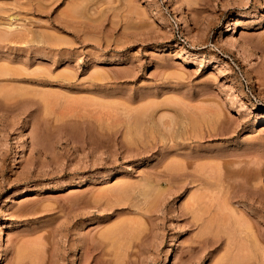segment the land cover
Instances as JSON below:
<instances>
[{
  "label": "rangeland",
  "instance_id": "374dc122",
  "mask_svg": "<svg viewBox=\"0 0 264 264\" xmlns=\"http://www.w3.org/2000/svg\"><path fill=\"white\" fill-rule=\"evenodd\" d=\"M1 68L0 264H264V0H0Z\"/></svg>",
  "mask_w": 264,
  "mask_h": 264
},
{
  "label": "bare ground",
  "instance_id": "6f19581e",
  "mask_svg": "<svg viewBox=\"0 0 264 264\" xmlns=\"http://www.w3.org/2000/svg\"><path fill=\"white\" fill-rule=\"evenodd\" d=\"M1 69L3 70L4 68H1ZM2 70L0 71V74L3 75V73H5V74H7L8 76H9V74H11V71H12L11 69H10L11 71H8L7 68H5L3 71H2ZM13 72L16 73V71H13ZM13 72H12V74H14ZM14 75H15V74H14ZM18 75H19V74H18ZM3 76H4V75H3ZM3 76H2V77H3ZM16 76H17V75H16ZM16 76H15V78H16ZM2 77H1V78H2ZM4 78H5V76H4ZM6 78H7V77H6ZM13 78H14V77H13ZM25 78H26V77H25ZM25 78H23V79H25ZM8 90H9V89H8ZM18 90H20V89H18ZM23 90H24V89H23ZM6 91H7V90H6ZM15 91H16V90H15ZM15 91L12 89L10 92H8V91H7V93L5 92V93H6V94H5V95H6V98H8V100H9V98H13V97L15 96L14 94H16V93H17V95L19 94V92H16V93H15ZM24 91H25V90H24ZM24 91H23V93H21L22 91H20L21 94H19V97H20L21 95H22V96L25 95ZM26 92H27V89H26ZM17 95H16V96H17ZM23 98H25V96H23ZM25 100H26V98H25ZM135 120H136V119H135ZM140 120H141V119H140ZM259 121H261V122L264 121V114L260 117ZM138 125H139V124H138ZM138 125H137V126H138ZM132 126H133V123H132ZM135 126H136V125H134V127H135ZM132 129H133V128H132ZM176 166H177V165H176ZM177 167H178V170H179L180 167H179V166H177ZM171 169H172V167H171ZM180 169H181V168H180ZM179 171H180V170H179ZM174 172H175V171H174ZM182 176H183V175H182ZM182 176H181V177H182ZM176 178H177V177H176ZM179 178H180V177H179ZM152 193H153V192H152ZM150 196L152 197V195H150ZM148 197H149V196H148ZM151 197H150V199H151ZM153 197H155V196H153ZM146 199H148V198H146ZM152 199H153V198H152ZM152 199H151V200H152ZM193 200H194V199H193ZM148 201H149V200H148ZM194 204H195V203H194ZM250 204H251V203H250ZM254 205H255V204H254ZM191 206H193V204H192ZM250 207H251V206H250ZM260 207H261V206H260ZM262 208H263V207H262ZM254 209H255V208H254ZM263 210H264V209H263ZM197 212H200V211H197ZM263 212H264V211H263ZM195 213H196V212H195ZM257 213H258V212H257ZM196 215H197V214H196ZM199 215H200V214H199ZM196 217H198V216H196ZM196 217H195V220H199V219H200V218H197V219H196ZM199 217H200V216H199ZM201 218H202V217H201ZM193 219H194V218H193ZM197 222H198V221H197ZM204 225H205V224H204ZM208 225H209V224H208ZM208 225H206V227H208ZM203 227H204V226H203ZM206 227H204V228H206ZM204 230H205V229H204ZM199 237H200V236H199ZM220 258H221V257H220ZM220 260H221V259H220ZM223 260H224V259H223ZM231 262H232V261H231ZM220 263H221V261H220ZM227 264H228V263H227Z\"/></svg>",
  "mask_w": 264,
  "mask_h": 264
}]
</instances>
